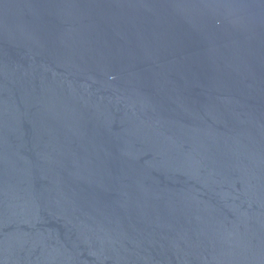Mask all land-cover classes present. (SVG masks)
I'll use <instances>...</instances> for the list:
<instances>
[{
	"label": "water",
	"instance_id": "obj_1",
	"mask_svg": "<svg viewBox=\"0 0 264 264\" xmlns=\"http://www.w3.org/2000/svg\"><path fill=\"white\" fill-rule=\"evenodd\" d=\"M0 264H264V0H0Z\"/></svg>",
	"mask_w": 264,
	"mask_h": 264
}]
</instances>
